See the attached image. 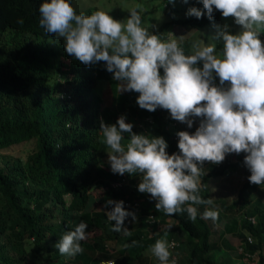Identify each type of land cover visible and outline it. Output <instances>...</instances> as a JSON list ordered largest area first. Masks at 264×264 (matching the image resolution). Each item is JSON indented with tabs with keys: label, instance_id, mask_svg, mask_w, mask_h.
Listing matches in <instances>:
<instances>
[{
	"label": "trees",
	"instance_id": "1",
	"mask_svg": "<svg viewBox=\"0 0 264 264\" xmlns=\"http://www.w3.org/2000/svg\"><path fill=\"white\" fill-rule=\"evenodd\" d=\"M42 2L0 0V146L34 138L33 148L22 159L2 157L0 264H159L143 249L160 234L165 236L168 225L172 226L165 237L175 241V247L169 249V264H228L227 256L215 255L221 246V232L210 238L209 219L198 215L191 221L186 212L172 216L158 212L156 200L138 191L139 173H125L120 180L122 175L113 173L108 160L102 159L107 146L101 142L100 123L115 124L120 113L134 120L149 116L150 120H143L142 127L136 129L137 134L163 137L170 155L179 152L178 138L172 136L173 126H165L168 117L164 109H142L137 92H119L104 62L84 65L66 51H59L64 39L51 44L54 36L45 34L39 25ZM181 2L183 8L195 7L203 13L201 18L187 14L173 18L187 26L199 27L220 13L213 8L210 20L202 0ZM162 25L158 23L149 32ZM185 39L178 42L186 52ZM159 71L163 75V69ZM213 77L219 85L215 73ZM99 79L108 90L106 101ZM234 166L235 161L228 159L219 164L204 162L199 195L212 199L213 204L197 207L201 214L211 207L218 211L217 218H225L222 230H231L238 238V264H249L247 258L253 253L257 258L251 264H264V205L248 199L245 180L233 196L212 186L216 176ZM111 180L120 182L112 185ZM94 184L102 185L96 197L89 191ZM113 198L128 200L124 208L136 215L135 221L128 217L124 222L129 236L111 230L115 221L108 220L112 205L106 201ZM148 213L154 218L147 219ZM80 221L87 224L86 229L95 227L97 231L81 241V253L61 256L56 243ZM160 222L164 224L159 226ZM115 243L118 246H113ZM107 258H111L109 263L100 262Z\"/></svg>",
	"mask_w": 264,
	"mask_h": 264
},
{
	"label": "clouds",
	"instance_id": "2",
	"mask_svg": "<svg viewBox=\"0 0 264 264\" xmlns=\"http://www.w3.org/2000/svg\"><path fill=\"white\" fill-rule=\"evenodd\" d=\"M202 3L210 20L215 8L223 18L231 17L240 26L239 32L231 34L227 24L214 25L218 29L215 39L222 41L220 51L214 43H203L188 54L171 36L149 32L142 24L139 5L128 9L130 16L124 21L101 10L78 14L70 0H43L39 6V25L44 33L64 38L66 53L84 65L104 62L119 82V92L139 94L140 108L166 109L189 128L191 117L200 118L194 132H177L179 152L171 155L163 137L133 133L132 124L123 115L115 124L100 123L111 171L139 173L138 191L156 200L158 212L168 216L186 212L191 221L198 215L202 219L218 217V211L211 207L202 214L197 207L213 204L212 199L199 195L205 174L201 166L206 161L219 164L226 154L243 152L249 182L264 185V42L259 38L264 32V0ZM186 14L203 15L195 7ZM201 62L202 68L197 67ZM213 73L219 85L213 82ZM122 133L130 136L126 144L122 143ZM106 204L112 205L107 212L108 220L115 221L111 230L131 235L124 222L128 217L135 221V213L125 209L123 201L107 200ZM171 226L165 229V236ZM86 228L80 221L60 237L55 247L61 256L74 257L83 251ZM171 247L175 242L157 239L150 251L159 264H169Z\"/></svg>",
	"mask_w": 264,
	"mask_h": 264
},
{
	"label": "rangeland",
	"instance_id": "3",
	"mask_svg": "<svg viewBox=\"0 0 264 264\" xmlns=\"http://www.w3.org/2000/svg\"><path fill=\"white\" fill-rule=\"evenodd\" d=\"M72 5L77 10V13L90 14L93 11L101 10L106 11L110 16H112L116 20L124 21L129 16L130 13L128 9L135 7L136 5L140 6L138 11L140 12L141 21L144 26H148L149 31L154 29L158 23L163 22L162 27L154 31L153 34L162 35L163 38L172 37L179 41L181 38H186V42L188 43V50L186 53L190 54L196 45H200L203 43H214L217 51L222 50V41L215 39L217 33V27H223V25H228V31L231 34H236L240 31V26L236 25L234 19L229 17L227 19L222 17V14L219 13L218 17L211 21L206 22L200 25L199 27H191L184 24H180L173 20L176 16H183L188 12L187 8L182 7L181 0H174V2H169V0H71ZM215 25V26H214ZM261 41H264V32L260 34ZM60 39L64 38H56L49 41L51 44L53 41L59 42ZM62 53L65 51L64 44L60 47ZM60 58H64L63 55L59 54ZM66 59V58H64ZM198 66L202 68V62L198 63ZM61 75H58L59 81H61ZM100 80V86L102 88V96L103 101L108 99V90L105 85V81ZM62 82V81H61ZM117 83H119L117 81ZM61 86V85H59ZM96 86H98L96 84ZM123 115L125 117L126 122L133 124L134 118L128 114L120 113L119 116ZM193 120V125L191 128L187 126L186 123H181L177 121L176 125L171 127L173 129V133L178 131H188L192 133L195 131L196 127H198L200 120L191 117ZM124 140L122 143L126 144L127 139L130 138L128 133H122ZM178 138V136H177ZM34 146V138L29 137L27 139L18 140L15 142H11L7 145L0 146V165L2 164V157L7 155L11 158V156L23 158L25 153L29 151ZM109 149L106 147L103 153L102 159L108 160L107 152ZM244 156L245 153L240 154H226L225 160L235 161V166L232 170L222 173L221 175L216 176L212 181L213 189L219 188L223 192H227L229 196H233L237 186L245 180L247 182L246 187V195L250 201L261 202L264 205V185H255L249 182L248 176L250 175L249 169L244 164ZM102 189V185L94 184L90 187L89 191L93 197H96L100 194ZM212 190L213 192H215ZM95 203V202H94ZM95 205V204H94ZM241 213V211H238ZM225 218L219 216L215 220L209 219L210 225V238H215L218 232H221L220 236V248L215 252V255H223L227 256L228 264H238V257L236 256V248L238 238L233 231L222 230ZM164 222H160L158 225H163ZM87 238L91 236V234L97 231V228L86 229ZM157 239H166L163 234H160ZM156 239V240H157ZM155 240V241H156ZM155 241L149 243L144 249L143 252L152 256L150 251L151 247L154 245ZM108 244H113L112 241H108ZM119 243H115L113 246H118ZM255 258H257L256 253L252 254L251 259L247 258L249 264L254 262ZM240 259H246L245 257H241Z\"/></svg>",
	"mask_w": 264,
	"mask_h": 264
},
{
	"label": "built area",
	"instance_id": "4",
	"mask_svg": "<svg viewBox=\"0 0 264 264\" xmlns=\"http://www.w3.org/2000/svg\"><path fill=\"white\" fill-rule=\"evenodd\" d=\"M157 109H159V107H158ZM163 114H164V116L168 117V121L165 123V126H173V125H176L177 121L174 120V119L171 117V115H170V113L168 112V110L164 109ZM143 120H150V117L147 116V115H145L142 119H136V120H134V122H133L132 125H134V127H135V126H136V127H135V129H132V132H133V133H136V134H137L136 129L142 127V122H143ZM172 136H173V137H177V136H176V133H172ZM124 178H125L124 175H122V176L120 177V180H124ZM120 180H111L110 183H111L112 185H116V184H119ZM113 201H119V199H118V198H113ZM123 202H124V204H127V203H128V200H124ZM133 203H135V201H133ZM147 216H148L147 219H153V218H154L153 215H152L151 213H148ZM247 218H249L250 220H252V219H253V216H252V215H247ZM263 237H264V234H263ZM166 240L169 242V244H171L172 242H175L172 238H169V239H166ZM110 261H111V258H107V259H103V260H101L100 262H101V263H103V262L109 263Z\"/></svg>",
	"mask_w": 264,
	"mask_h": 264
}]
</instances>
